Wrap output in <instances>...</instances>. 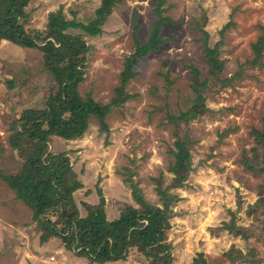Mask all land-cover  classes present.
Listing matches in <instances>:
<instances>
[{"label":"rangeland","instance_id":"rangeland-1","mask_svg":"<svg viewBox=\"0 0 264 264\" xmlns=\"http://www.w3.org/2000/svg\"><path fill=\"white\" fill-rule=\"evenodd\" d=\"M157 2L122 0L96 36L69 30L81 34L89 45L84 77L78 85L81 96L91 94L100 103L111 100L135 40L145 43L158 18ZM99 3L33 0L27 9L26 27L43 29L49 12L58 9L68 19L87 23ZM160 8L169 18L160 32L163 43L135 65V75L126 86L134 96L107 116L109 134L101 131L98 120L92 117L87 132L79 138L66 141L51 136L49 150L67 152L83 183L73 193L81 216L86 214L83 201L98 203L99 190L108 219L119 215L126 204L137 207L131 184L141 188L148 202L158 203L153 177L163 173L166 184L171 176L167 167L173 159L174 126L164 123L163 111L156 108L165 107L167 102V109L177 114L191 105L190 65L199 69L201 79L209 78L199 39L204 35L192 28L206 15L208 44L221 40L223 77L243 72L230 86L207 90L209 110L190 123L193 169L186 186L178 191L183 198L174 208L177 215L168 231L173 264H192L197 252L210 264H229L225 252L232 245L244 253L260 247L262 255L263 249L253 239L247 241L225 229L212 232L210 228L228 221L231 212L237 224L248 226L252 221L246 213L248 205L264 192L260 187L263 175L253 174L241 163L242 154H250L253 144L251 129L260 127L264 118V48L261 65L244 64L253 58V44L264 34V0H164ZM227 22L228 28L220 35ZM44 44L23 48L0 42V170L5 175L15 174L21 166L18 152L8 144L10 122L24 109L42 108L55 90L45 69ZM41 234L32 208L0 178V264H92L66 250L58 237L41 241ZM114 264H146V259L132 248L127 260Z\"/></svg>","mask_w":264,"mask_h":264},{"label":"trees","instance_id":"trees-1","mask_svg":"<svg viewBox=\"0 0 264 264\" xmlns=\"http://www.w3.org/2000/svg\"><path fill=\"white\" fill-rule=\"evenodd\" d=\"M32 1L0 0V42L8 41L23 48H37L45 42L42 45L45 69L56 86L42 108L24 109L17 119L10 122L7 140L18 152L21 166L15 174L10 175L0 170V178L32 208L42 231L41 241L58 237L66 250L92 264L125 261L132 248L143 255L146 264H173L168 231L172 219L177 215L174 208L183 198L178 191L186 186L193 169L190 123L209 110L205 97L207 90L230 86L243 71L223 77L224 59L219 56L221 40L214 45L208 44V34L204 29L207 17L203 15V20L197 21L192 28L204 35L199 39L208 64L209 78L201 79L199 69L190 65L191 105L177 114L167 109V102L164 103L165 107L156 108L163 111V122L174 126L173 147L170 149L173 159L167 167L171 176L166 184L163 173L153 177L158 203L148 202L141 194V188L131 184L137 207L126 204L118 217L108 219L105 199L99 190L98 203L83 201L86 214L81 216L73 193L82 188L83 183L72 169L67 152L49 150L51 136L67 140L79 138L87 132L92 117L98 120L99 129L109 134L107 116L115 107L134 96L126 91L129 80L135 75L134 67L141 57L157 50L163 43L160 32L164 21L169 18L162 15L163 9L160 8L164 0H158V18L149 30L147 41L140 44L135 40L133 53L125 58L115 95L108 103H100L91 94L81 96L78 91L85 73L84 62L89 45L81 34H73L69 30L79 29L89 36L101 34L103 24L122 0H100L87 23L68 19L63 10L58 9L49 12L43 29H29L26 27L30 16L27 9ZM228 26V22L224 24L219 34L222 35ZM263 48L264 34L253 44V58L244 64L250 67L261 65ZM251 134L253 144L250 154L243 153L241 163L253 174L263 175L260 187L264 191V118L260 127L251 129ZM246 213L252 219L248 226L237 224L231 212L228 221L210 229L212 232L225 229L247 241L253 239L263 249L262 255L260 247H251L244 253L232 245L225 252L229 264H264V192L248 205ZM192 264L210 263L202 252H197Z\"/></svg>","mask_w":264,"mask_h":264},{"label":"crops","instance_id":"crops-1","mask_svg":"<svg viewBox=\"0 0 264 264\" xmlns=\"http://www.w3.org/2000/svg\"><path fill=\"white\" fill-rule=\"evenodd\" d=\"M66 141H70V140H67V139H66ZM73 141H74V140H73ZM117 216H118V215H117ZM117 216H116V217H117ZM116 217H115V218H116ZM33 256H34V255H33Z\"/></svg>","mask_w":264,"mask_h":264}]
</instances>
